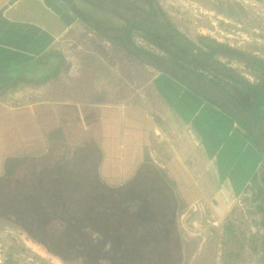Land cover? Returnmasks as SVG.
Here are the masks:
<instances>
[{
  "label": "rangeland",
  "instance_id": "374dc122",
  "mask_svg": "<svg viewBox=\"0 0 264 264\" xmlns=\"http://www.w3.org/2000/svg\"><path fill=\"white\" fill-rule=\"evenodd\" d=\"M43 2L58 15L64 14V19H69V14L73 17L63 24L69 29L66 43L71 46L69 45L67 50L74 57L86 61L84 67L87 71L86 77L89 79L84 78L82 84H88V88L97 86L101 91L104 88L105 93L97 97L101 96L99 99L102 100L104 97L110 102L113 99L115 105L124 107L122 106L124 102L130 105L132 102L136 109L129 119L131 124L135 123L141 128L145 123L143 121L147 119L144 127L148 130L149 137L146 139L147 143L142 141L141 144L142 151L147 153L144 158L146 160L144 164H147L145 170L149 172L148 178L155 188L159 187V192L166 194V209L161 212L163 213L161 217L164 222L165 220L170 222L169 230L164 233L165 241L162 242L158 235L152 238L151 234H144L145 229L152 230L158 227V224L153 228L146 224L142 226L129 224L127 218L129 213L134 214L138 220L142 219L139 208L132 205L136 199L133 197L130 199L127 195L133 187L131 183L135 173L121 187L113 189L117 191L116 194H122L119 196V202L125 205L123 206L125 209H121L122 231L119 233L121 241L115 244L116 249L120 243L122 247L120 254L123 256H116L125 257V262L126 259L129 260L130 241L141 239L143 245L139 254L144 259L153 256L157 244H162V248L154 252L156 254L162 252L161 260L158 261L160 264H264V159L252 170L249 167L238 168L235 164L233 168L229 167L224 158L228 154L226 153L224 157L219 155L223 140L216 151L209 153L204 144L209 132L207 134L203 123L196 119L206 101L204 100L197 110L192 104L193 113L188 118L183 112L186 100L182 99L186 89L171 76L159 71V68L148 65L146 57L137 49L141 48L146 54L151 53L163 58L159 63L173 72L166 65L169 55L154 41L152 42V38L159 37L161 32L167 31L165 34L177 33L179 37H185L195 44L199 37L206 36L230 50L216 54L214 56L216 60L225 67L233 68L250 84L261 83L263 79L259 72L264 70L257 72L249 69L243 57L250 54L264 62V0H43ZM46 9L42 5L40 12L42 21L48 20L49 12ZM154 11L159 13L155 14ZM57 24L59 25V22ZM57 31L60 34V30ZM190 52V60L195 62L198 55L194 48H190ZM174 58L187 69L193 70L197 66L198 72L216 78L221 77L208 69L209 63L202 58L196 63L193 62L195 66L178 57ZM162 75L164 78H159ZM72 83L77 86L78 80L74 79ZM199 84L200 87L203 86L202 82ZM174 86H178L179 90L176 91ZM208 86L212 89L209 84ZM219 86L217 90L224 88L228 92L231 88L233 92V88L236 87L243 91L235 83L229 84L226 88L225 83H219ZM169 88L175 91L171 98L167 96ZM65 91L71 90L65 87ZM232 92L230 90L228 94ZM211 96V100L226 107L224 95L222 97L219 93H214ZM248 98L250 100V97ZM228 100L230 105L227 106V110L238 118L244 116V113H239L238 105L233 100ZM210 106L217 112L220 111L216 106L211 104ZM245 114L247 115V112ZM222 115L226 116L223 113ZM122 116L126 117L124 113ZM212 117L210 125L207 124L210 129L216 128V123L225 119L221 114ZM263 127L262 124H258L252 130V133L259 135L262 145ZM238 129L240 127L232 123L225 140ZM237 133L243 136L242 130ZM235 141L240 143L236 137L232 142ZM93 144L95 143L90 142L89 148H93ZM245 144L248 143L245 141ZM252 149L255 150L253 147ZM78 150L76 147L74 152L79 154ZM245 150L243 153L249 156V152ZM85 151L84 147L80 151V157L83 159H87ZM90 154V160L99 159L96 150L90 151ZM84 171L88 175L86 170L81 172ZM240 171L244 172V179L238 177L236 172ZM220 172L223 173V178ZM85 179L87 184L88 177ZM65 181L66 186L71 184L79 186H74L64 199L60 198L64 192L59 188L44 190L39 193L41 201L34 204L47 208L49 202L55 200L53 207H56L54 210L57 212V218L63 214L62 208L71 210L78 201L76 194L72 193L79 190L80 186L85 188L86 185H83L79 175L73 180L69 178ZM84 188L80 190L83 191ZM90 188L92 192L102 191L98 187ZM7 195L0 190V204L3 208L0 209V248L5 260L3 264H84L80 255L71 252L63 243L65 236L50 233L56 229L61 230L57 227L58 221L53 220L50 223L49 216L42 214L44 211L31 208V213L40 214L39 217L35 215V218L39 219L44 227L42 235L32 234L30 227L26 225L28 217L22 215L25 212L16 209L11 212L17 215L14 217L6 208L3 200L7 203ZM65 214L63 220H70L71 216L65 219ZM156 214L158 215V210ZM102 221L104 222V219ZM46 223L47 227L44 226ZM46 228L48 229L45 231ZM45 232L51 237L44 235ZM80 232H83L81 234L88 243L99 245L100 236L97 233L85 227L81 228ZM45 238L50 241L43 242ZM111 248L112 243L107 242L100 249L99 255L112 253L114 256L117 251L111 252ZM97 264L112 263L98 257Z\"/></svg>",
  "mask_w": 264,
  "mask_h": 264
},
{
  "label": "crops",
  "instance_id": "0c3cea01",
  "mask_svg": "<svg viewBox=\"0 0 264 264\" xmlns=\"http://www.w3.org/2000/svg\"><path fill=\"white\" fill-rule=\"evenodd\" d=\"M42 5L49 12L45 21ZM64 17L43 0H0V178H7L3 192L18 185V196L33 203L44 190L64 192L74 163L79 171L96 168L98 181L116 189L147 156L141 149L149 137L147 119L141 128L131 124L132 102L115 105L97 97L104 88L82 84L89 79L86 61L67 50L63 22L73 17ZM90 142L96 145L89 148ZM228 143L224 139L222 146ZM76 147H84L85 156L96 150L99 159L90 164Z\"/></svg>",
  "mask_w": 264,
  "mask_h": 264
},
{
  "label": "trees",
  "instance_id": "16d2710c",
  "mask_svg": "<svg viewBox=\"0 0 264 264\" xmlns=\"http://www.w3.org/2000/svg\"><path fill=\"white\" fill-rule=\"evenodd\" d=\"M154 13L158 14L159 12L154 11ZM165 33H167V31L161 32V35L159 37H154L151 41H154V43H156V45H158L160 49H162L166 52L167 55H169V60L166 62V65H168V69H171L173 72L168 71L164 65H161L159 63L160 60V62L163 61V58L151 55V53L149 52V54H146L145 52L141 51V48H137L139 49L141 54L146 57V63L148 65L154 66L155 68H159V71H162L169 77L171 76L178 84L182 85L186 89L182 99H184V101L186 100L185 104H183V106L185 107L183 108V112L188 118L191 117L193 113L191 108L192 104L195 105L194 108L195 110H197L199 108V105H201L204 100L206 101L204 103V107L197 114L196 119L203 123V125L205 126L204 130L207 129V134L209 132V136L204 143L206 144V148L209 153L214 152L218 149L220 141L224 140L227 136V132L231 127V124L235 123L240 127V129L231 133V135L227 138L229 139V143L226 146H221L219 155H221L220 157H224V155H226L227 153L228 155L224 157L225 162L227 166L232 168L233 164H235L236 167L243 169L249 167L252 170L255 166L257 167V163L260 160L264 159V145L260 144L262 140H260L259 135L252 133V130L258 124H262L264 126V85H262V82L264 81V72H259L262 75L261 77L263 79L261 83H257L255 85L250 84L233 68L225 67L224 64L214 58V56L218 53H225L230 51L229 48L225 45H222L216 42L214 39L208 38L206 36L199 37L197 43L194 44L192 42H189L185 37H179L177 33H174V35ZM179 38H182V40H179ZM190 48H194V51L198 55L195 62L190 60ZM174 56L178 57V59L180 60L183 59L189 65H194V63H196L199 58H202L207 63H209L208 69H211L217 75H221V77L216 78V76L205 75L200 71L198 72L197 66L194 67L193 70L189 68L187 69L179 62V60H177V58H174ZM243 61H245L249 69H253L257 72L264 70V62L251 56L250 54L243 57ZM178 72L182 74H177ZM159 78H164V76L162 75ZM201 82L204 87L199 86V83ZM219 83H225V88L226 86H229V84L235 83V85H238L243 91H240L236 87H232L233 92L232 89L229 88L232 93L228 94L230 90H228L227 92L223 87V89H216L217 87H220ZM208 84L212 89H210ZM174 88L176 91L179 90L178 86H174ZM214 93H219L220 96L224 95V97H222L225 100L226 107L218 105V102L216 103L211 100V95ZM174 94L175 91L172 88H169L167 90V96L169 98H171L170 96H173ZM248 97H250V100ZM228 99L233 100V102L238 105L237 107L240 108V110H238L239 113H244V116L238 118L237 115L227 110V106L230 105ZM210 104L216 106L223 114H226L228 118L222 115L220 111L217 112L215 109H213ZM245 112H247V115L245 114ZM219 114H221L222 117H225L224 121H218L215 126L216 128L210 129L207 124L210 125V122L213 120L212 115L217 116ZM240 130H242L243 136L241 134H239L240 136L238 135L237 132H240ZM203 134H206V132H203ZM234 137L238 138L240 140V143L236 141L233 143L232 140H234ZM210 139L214 140V142L212 143ZM245 141L248 143L247 145L245 144ZM252 147L255 148L257 152L252 149ZM245 149L249 152V156H246L243 153V150ZM249 150H251V152ZM90 155L91 154H88L87 156L90 157ZM90 159L91 158H89V160ZM92 161L94 160H90V162ZM143 164L138 168L131 183L133 189L130 188L131 190L127 193V195L130 196V199L131 197L136 199L135 203H133L132 205H136L139 208L138 211L139 213H142V219L138 220L132 213H129L127 215V218L129 219V224H133L135 226H137L138 224H140L141 226L143 224H146L151 225V227L153 228V226L158 224V227L154 228L156 229L155 231L154 229L150 230V228H148L144 230V234H151L152 238L158 235L161 238L160 240L164 242V233L169 230L168 227L170 224L168 220H165L166 222H164L163 217H161L163 216V213L161 212L166 209V194H161L159 192V187L158 189H156L153 183L150 182L151 179L148 178L149 172L145 170V168H147V164ZM83 165H85L84 162ZM86 170L88 171V175L85 171L81 172L82 170H76V163H74L75 176H71L72 180L76 178V175H79L80 180L84 183L83 185L86 186L85 188L80 186V189L84 188L83 191L77 189L72 193L76 194V198L78 199L76 204H74L76 206L71 207V210L66 209V207L62 208L61 211L63 214L59 216L60 218H57V212L54 210V208L56 209V207H53L54 203L56 202L55 200H52L51 203L49 202V206L46 208L45 206L34 205L32 200L30 199L23 198L22 200V198L18 196L19 193L15 190L17 189L18 185L16 188H10L7 189L8 191L3 192V189H5L6 185H8L5 184L7 178H0V190L3 193L8 194V197L6 199L7 203L5 202V200H3V202L5 203L6 208L10 213L16 209H18V211L19 209L24 211L25 214L23 213L22 215L28 217V222L26 223V225L30 227V232L37 236L42 235L41 233L43 232L42 230L44 229V227L41 221L35 218V215L39 217L40 214L38 212H34V215L33 213H31V208L33 210L44 211L43 213H41L44 216H46V214L49 216L48 222L50 223L53 220L58 221L57 227H60L61 230L56 229L54 232L50 233L58 235L60 234L61 237L65 236L63 243L66 245V247H68L69 250H71V252L78 253L83 259L84 264H97L98 257L107 260L112 264H160V262L158 261L161 260L160 256L162 255V252L160 251L159 254L157 252L158 255L154 252L160 250L162 248V244H157V250L153 252V256H149L144 259L139 254L140 249H142L141 246L143 245L141 239L130 241L129 251L131 252V257L129 260L126 259L125 262V257H121V259L119 256H116H123V254H120L122 250L120 243L119 247L117 245L115 249V244L121 241L119 234L122 231L121 209H125V207H123L125 205L123 203L121 205L119 202V196H122V194H116L117 191L104 186V184H101L96 177L95 170H92L89 167H87ZM236 173L238 177L244 179L245 174L243 171ZM220 174V176L223 178V173L220 172ZM86 177H88L89 181L87 184H85L87 181V179H85ZM83 179L85 180L83 181ZM73 182H75V180ZM145 183H147V185H145ZM74 186L79 185L71 184L70 186H65V191L60 195V198H66L67 194L71 193V190L74 188ZM90 186L98 187L102 191L92 192ZM12 190H14V192H12ZM72 199L73 197L71 198V200ZM0 209H3L2 204H0ZM157 210L158 215L156 214ZM11 214L13 215V213ZM64 214L65 219L71 216L70 220H65L67 222L66 224L63 220ZM155 214L157 215L156 217H154ZM13 216L16 217L17 215L14 214ZM158 217H160V219ZM29 218L35 220H30ZM103 219L104 222L102 221ZM47 224L48 223H46L44 226L47 227ZM84 227L90 229L100 236L99 245L94 246L86 241L84 235H82L83 232H80L81 228ZM47 229L48 228H46L45 231ZM45 233L46 234L44 235L51 237L49 233ZM49 241L50 239L45 238L43 242L47 243ZM107 242L112 243V248L110 250L111 252L117 251L114 256L112 255V253H104L99 255L100 249L103 248ZM156 255L157 259L154 258L156 257Z\"/></svg>",
  "mask_w": 264,
  "mask_h": 264
},
{
  "label": "built area",
  "instance_id": "2783aa9c",
  "mask_svg": "<svg viewBox=\"0 0 264 264\" xmlns=\"http://www.w3.org/2000/svg\"><path fill=\"white\" fill-rule=\"evenodd\" d=\"M3 261H5V260H4L3 256H2V250L0 248V264H3L4 263Z\"/></svg>",
  "mask_w": 264,
  "mask_h": 264
},
{
  "label": "bare ground",
  "instance_id": "6f19581e",
  "mask_svg": "<svg viewBox=\"0 0 264 264\" xmlns=\"http://www.w3.org/2000/svg\"><path fill=\"white\" fill-rule=\"evenodd\" d=\"M236 33V32H235ZM183 97V96H182ZM219 132H221V131H219ZM220 134V133H219ZM241 182V181H240ZM41 252V251H40Z\"/></svg>",
  "mask_w": 264,
  "mask_h": 264
}]
</instances>
